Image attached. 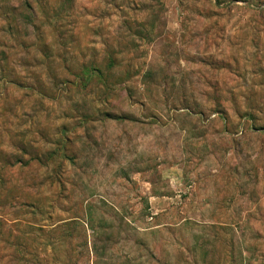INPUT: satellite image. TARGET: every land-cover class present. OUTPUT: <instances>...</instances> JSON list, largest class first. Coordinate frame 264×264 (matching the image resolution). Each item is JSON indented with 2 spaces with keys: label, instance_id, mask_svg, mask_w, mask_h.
I'll return each mask as SVG.
<instances>
[{
  "label": "rangeland",
  "instance_id": "1",
  "mask_svg": "<svg viewBox=\"0 0 264 264\" xmlns=\"http://www.w3.org/2000/svg\"><path fill=\"white\" fill-rule=\"evenodd\" d=\"M0 264H264V0H0Z\"/></svg>",
  "mask_w": 264,
  "mask_h": 264
}]
</instances>
